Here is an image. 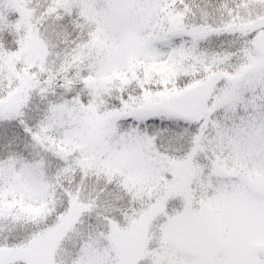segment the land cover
<instances>
[{
    "label": "snow or ice",
    "instance_id": "snow-or-ice-1",
    "mask_svg": "<svg viewBox=\"0 0 264 264\" xmlns=\"http://www.w3.org/2000/svg\"><path fill=\"white\" fill-rule=\"evenodd\" d=\"M0 264H264V0H0Z\"/></svg>",
    "mask_w": 264,
    "mask_h": 264
}]
</instances>
